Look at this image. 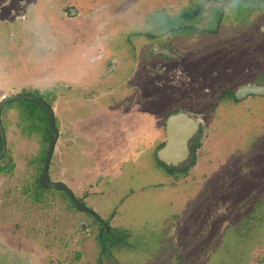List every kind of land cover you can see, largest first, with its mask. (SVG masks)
I'll return each instance as SVG.
<instances>
[{
	"label": "rangeland",
	"instance_id": "1",
	"mask_svg": "<svg viewBox=\"0 0 264 264\" xmlns=\"http://www.w3.org/2000/svg\"><path fill=\"white\" fill-rule=\"evenodd\" d=\"M253 82L264 84V0H0V101L47 102L64 132L49 176L131 232L100 262L94 217L39 188L47 110L12 100L0 264H264V95L231 96ZM178 111L202 122L169 171L157 150Z\"/></svg>",
	"mask_w": 264,
	"mask_h": 264
},
{
	"label": "water",
	"instance_id": "2",
	"mask_svg": "<svg viewBox=\"0 0 264 264\" xmlns=\"http://www.w3.org/2000/svg\"><path fill=\"white\" fill-rule=\"evenodd\" d=\"M157 53H164L170 57H175L176 54L172 52L171 49L164 47L157 51ZM264 95V85L257 84H247L242 85L236 92L235 96L237 99H242L248 97L249 95ZM18 99H29L36 101L41 104L48 112L49 124L53 132L52 139L50 141L48 151L45 158V163L42 172L39 176V183L43 187H55L59 190L67 192L71 198L74 206L80 211H87L94 215V217L99 218V215L86 204L76 198L73 191L61 181L53 182L49 176V167L54 153L55 145L58 140L59 131L56 126L54 110L53 108L44 100L36 95L29 94H12L3 97L0 101V136H1V150L0 158H2L7 151L6 136L4 132V127L1 121V112L4 105L8 101L18 100ZM199 120L194 119L187 112L179 111L172 113L166 119V143L163 147L158 150V158L170 166H180L183 164L190 155L191 142L196 135L199 128Z\"/></svg>",
	"mask_w": 264,
	"mask_h": 264
},
{
	"label": "trees",
	"instance_id": "3",
	"mask_svg": "<svg viewBox=\"0 0 264 264\" xmlns=\"http://www.w3.org/2000/svg\"><path fill=\"white\" fill-rule=\"evenodd\" d=\"M231 96L234 97V93H232ZM34 102L37 103L36 101H34ZM37 104H39V103H37ZM39 105L42 106L41 104H39ZM47 123H48V127H49L48 131L50 132L49 133L50 136L48 137V139L50 140L52 135H51V131H50L51 129L49 126V117L47 118ZM0 150H1V137H0ZM45 158H46V156L44 155V159ZM168 168L170 171L174 170L171 167H168ZM5 169H6L5 166L0 165V172H3ZM39 188L43 189V187L41 185H39ZM64 193L66 194L67 197H69V195L65 191H64ZM100 219H101V217H99L98 219L95 218V221L99 222L98 220H100ZM108 224H109V222H108ZM99 230H100V232H98V234H97V240H98L99 246L101 247V252H100L99 258H100V262H102V263L106 260L113 258L115 249L130 245L129 238L131 236V232L128 229L117 228V227H112V226L108 227L107 224H103V225H101V228H99Z\"/></svg>",
	"mask_w": 264,
	"mask_h": 264
},
{
	"label": "flooded vegetation",
	"instance_id": "4",
	"mask_svg": "<svg viewBox=\"0 0 264 264\" xmlns=\"http://www.w3.org/2000/svg\"><path fill=\"white\" fill-rule=\"evenodd\" d=\"M195 11H196V10H195ZM194 14H195V13H194ZM190 16H192V14H191V13H188L186 17L189 18ZM253 23H254V22H253ZM261 25H262V24H261ZM261 25H260V27H259V30H260V28H261ZM163 48H164V47H163ZM160 49H161V47L159 48V50H160ZM169 49H170V48H169ZM156 51H157V50H156ZM156 51H155V52H156ZM172 52H173V51H172ZM173 53H174V52H173ZM175 54H176V53H175ZM159 55H161V54H159ZM162 55L165 56V57L172 58V57H170V56H168V55H166V54H164V53H163ZM250 84L264 85V84H260V83H257V82H256V83L253 82V83H250ZM240 87H241V86H240ZM240 87H239V88H240ZM239 88H238V89H239ZM238 89H237V90H238ZM237 90H236V91H237ZM236 91H232V92H231V94L234 93V97H233V96H232V97H233L235 100H244V99L247 98V97H244V98H242V99H237V97L235 96V92H236ZM249 96H250V95H249ZM178 112H179V111H178ZM183 112H184V111H183ZM175 113H176V112H175ZM187 113H188V112H187ZM188 114H190V116H192L194 119L200 121L198 131L196 132V135H197V133L199 132V130H200V128H201V122H202V121H201V119L196 118V117H195L194 115H192L191 113H188ZM49 126H50V124H49ZM56 126H57V125H56ZM57 128H58V127H57ZM50 129H51V127H50ZM50 131H51V135L53 136V132H52V130H50ZM58 131H59V136H58V140H59L60 136H61V135L63 136L64 132L61 131L60 127L58 128ZM62 133H63V134H62ZM0 137H1V136H0ZM51 139H52V137H51ZM51 139H50V141H51ZM58 140H57V142H58ZM57 142H56V143H57ZM165 143H166V141H165ZM165 143H164V145H165ZM49 144H50V142H49ZM164 145H163V146H164ZM55 146H56V145H55ZM193 146H194V145H193ZM193 146H192V147L190 146V155H191L192 152L194 151V150H193ZM48 147H49V146H48ZM160 148H161V147H160ZM160 148H159V149H160ZM159 149H158V150H159ZM158 150H157V154H158ZM47 151H48V149H47ZM46 154H47V153H46ZM190 155H189V157H190ZM157 157H158V155H157ZM157 159H158L159 162L163 163V165H164L165 167H167V168H168V167H171L172 169H174V168L176 167V166H170V165H167L166 163H164L163 161H161L159 158H157ZM169 171H170V170H169ZM50 179H51V177H50ZM38 181H39V179H38ZM51 181L56 182V181H59V180H52V179H51ZM86 213H88L89 215H91V216L94 217V215H93L92 213L87 212V211H86ZM99 217H100V216H99ZM95 218H96V217H94V219H95ZM97 219H98V218H97ZM98 221H99V222H96V223H98L99 226H101V225H103V224H107L108 227H110V224H108V222H109L108 219H100V220H98ZM99 228H101V227H99ZM99 232H100V230H99Z\"/></svg>",
	"mask_w": 264,
	"mask_h": 264
},
{
	"label": "crops",
	"instance_id": "5",
	"mask_svg": "<svg viewBox=\"0 0 264 264\" xmlns=\"http://www.w3.org/2000/svg\"><path fill=\"white\" fill-rule=\"evenodd\" d=\"M158 54H162V53H158ZM58 142H60V146H61V149H62L63 148V144H64V137L59 138Z\"/></svg>",
	"mask_w": 264,
	"mask_h": 264
}]
</instances>
